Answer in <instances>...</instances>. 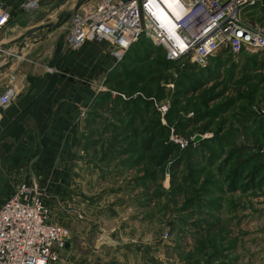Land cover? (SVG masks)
Segmentation results:
<instances>
[{
	"label": "rangeland",
	"instance_id": "374dc122",
	"mask_svg": "<svg viewBox=\"0 0 264 264\" xmlns=\"http://www.w3.org/2000/svg\"><path fill=\"white\" fill-rule=\"evenodd\" d=\"M34 33L40 35L21 40L23 33L10 48L23 49ZM152 45L141 36L116 61L98 95L107 98L106 107L99 101L84 119V141L98 179L124 191L128 224L137 227L136 264H264V51L219 55L200 69L189 61L167 62ZM118 97L151 103V111L140 116L148 119L134 123L137 127L157 120L167 127L165 138L155 141L179 153L168 156L161 170L146 158L156 154L157 142L145 152L134 144L140 131L127 139L106 127L117 125L110 111L126 122L135 111L132 105L113 108ZM163 105L167 112L161 115L157 107ZM175 139L187 145L181 148ZM147 171L153 178L143 179ZM108 223L102 227L106 234L96 232L106 256L127 242L109 232L114 222ZM144 242L149 248L141 251ZM90 246L83 251L97 248Z\"/></svg>",
	"mask_w": 264,
	"mask_h": 264
},
{
	"label": "crops",
	"instance_id": "0c3cea01",
	"mask_svg": "<svg viewBox=\"0 0 264 264\" xmlns=\"http://www.w3.org/2000/svg\"><path fill=\"white\" fill-rule=\"evenodd\" d=\"M22 1L2 0L9 21L3 27L7 32L0 35V95L13 88L15 96L0 111V205L20 185L34 188L49 210V221L70 231L61 252L64 264H136L141 253L134 247L141 242L135 241L137 227L128 224L124 191L110 181L100 183L99 169L84 141L86 114L117 60L98 40L86 41L77 51H64L69 20L50 33H34L23 49L10 48V41L47 21L56 22L77 4V0H41L39 9L24 12ZM243 18L250 25L264 26V11H246ZM154 49L164 55L161 48ZM75 214L84 219L77 221ZM109 221L114 222L109 232L127 242L106 256L104 247L99 250L96 232L106 234L102 227ZM156 243L150 245L155 248ZM90 245L97 248L84 252ZM145 248H149L146 242L141 251Z\"/></svg>",
	"mask_w": 264,
	"mask_h": 264
},
{
	"label": "built area",
	"instance_id": "2783aa9c",
	"mask_svg": "<svg viewBox=\"0 0 264 264\" xmlns=\"http://www.w3.org/2000/svg\"><path fill=\"white\" fill-rule=\"evenodd\" d=\"M40 3L23 0L20 7L30 12ZM251 10L264 11V0H87L69 18L63 49L77 51L86 41L98 40L120 60L144 36L168 62L189 61L205 69L219 55L264 51V26L243 18ZM8 21L0 0V28ZM14 96L13 88L0 95V111ZM157 110L164 115L167 107ZM69 238L68 229L49 221L34 188L22 184L0 205V264H58Z\"/></svg>",
	"mask_w": 264,
	"mask_h": 264
},
{
	"label": "trees",
	"instance_id": "16d2710c",
	"mask_svg": "<svg viewBox=\"0 0 264 264\" xmlns=\"http://www.w3.org/2000/svg\"><path fill=\"white\" fill-rule=\"evenodd\" d=\"M140 40V39H139ZM138 40V41H139ZM153 46V45H152ZM153 48H155L153 46ZM157 48V47H156ZM163 58L165 59V55H163ZM167 61V60H166ZM168 62V61H167ZM190 84V83H189ZM146 93V92H145ZM100 101V105L99 107L101 109H104L107 105V98L105 97H97L94 104H98ZM94 104L92 105V108L94 106ZM113 108H116L118 105L122 106L124 110H126V108H130V106L132 105L134 107V112L129 113V122L126 121H122V120H118L117 118V112H111L112 116L114 117V119L116 120V127H111V126H106V127H110L113 132H116L120 135V133L124 134V136H127V139H130V134H138V131L141 132V136L140 137H133L134 140L140 139L139 141H137L134 144L138 145L142 150H144L145 152H149L153 150V145L155 146L156 142L155 140H157V136H160L161 138H165V135L167 134V127L165 125H162L160 123V121L157 120V122L153 121L151 125L148 126H144V125H139L138 127L136 125H134V123L137 122H144L148 119L147 116H142L143 114H146L147 112L151 111L152 105L149 101L146 100H142V99H134V100H128V101H122L119 97L114 101V103H112ZM130 110V109H129ZM115 111V110H114ZM169 118V116L167 117ZM126 122V123H123ZM176 124V123H175ZM174 124V126H175ZM173 125V124H172ZM156 150H154L156 152L155 155L150 156L149 154L146 155V158L149 159L148 162H153V166L159 167L160 170L162 169V166H164L165 161L167 160L168 156H173L174 154L179 153L178 151H176V149L173 147V145H170L169 147L166 146L164 143H158L157 142V146L155 147ZM172 149L176 152H173ZM133 163H131L130 165H132ZM244 164V163H242ZM238 168V167H237ZM239 169V168H238ZM236 173V170H235ZM152 176V177H151ZM154 175H152V171L150 172H145V175H143V179H148L149 177L153 178ZM232 176H234V172L232 174ZM137 182H141L142 179H136Z\"/></svg>",
	"mask_w": 264,
	"mask_h": 264
},
{
	"label": "water",
	"instance_id": "95a60500",
	"mask_svg": "<svg viewBox=\"0 0 264 264\" xmlns=\"http://www.w3.org/2000/svg\"><path fill=\"white\" fill-rule=\"evenodd\" d=\"M87 0H77V4L75 6V9L67 14V15H61L58 17L55 23H50L47 21L45 24L40 25L36 28H34L32 31L27 32L25 35H23L20 39L23 40L25 38H28L33 32H43L45 30L46 33H50L51 31H54L56 29H59L63 24L66 23L67 20H69L71 14L75 13ZM200 138L197 137L195 141H198Z\"/></svg>",
	"mask_w": 264,
	"mask_h": 264
}]
</instances>
